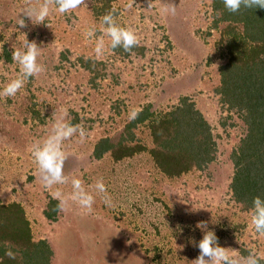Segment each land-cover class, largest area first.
<instances>
[{"label":"rangeland","instance_id":"374dc122","mask_svg":"<svg viewBox=\"0 0 264 264\" xmlns=\"http://www.w3.org/2000/svg\"><path fill=\"white\" fill-rule=\"evenodd\" d=\"M44 2L0 0V90L18 77L20 66L12 54L27 41L42 48L38 62L44 68L14 97L0 96V205L24 208L34 239L51 245L53 264H192L208 232L217 237L213 247L230 254L236 250L237 257L255 252L264 260V236L255 232L253 212L236 203L230 191L231 156L247 128L217 93L220 68L227 63L222 32L229 25L215 28L213 0H116L104 13L102 0H83L67 14L59 13L52 0L44 24L23 13ZM172 6L175 15L163 11ZM109 12L118 25L135 30L136 50L124 54L110 48L101 24ZM91 28L96 35L89 38ZM101 35L105 50L97 58ZM183 97L193 100L212 128L218 150L209 167L169 179L149 152L120 162L111 154L95 158L96 145L117 138L132 110L151 104L165 113ZM61 109L86 135L64 141L67 182L46 189L32 146L51 134V118ZM135 132L153 148L146 126ZM73 179L94 196L92 209L69 201L55 222L48 220L44 213L51 200L58 201L56 191L70 196ZM101 180L105 193L94 187ZM204 259L213 264L211 257Z\"/></svg>","mask_w":264,"mask_h":264},{"label":"trees","instance_id":"16d2710c","mask_svg":"<svg viewBox=\"0 0 264 264\" xmlns=\"http://www.w3.org/2000/svg\"><path fill=\"white\" fill-rule=\"evenodd\" d=\"M102 1L104 13L116 0ZM213 10L215 28L221 23L229 25L222 32L227 63L220 68L221 87L217 93L222 104L237 112L247 128L245 138L231 156L234 173L230 191L236 203L253 212V198L264 199V9L241 6L232 13L223 0H213ZM115 51L129 53L122 47ZM137 113L117 138H105L96 145V159L111 154L120 162L149 152L155 166L169 179L202 171L217 159L212 128L190 97L181 98L179 105L165 113H157L151 104ZM143 125L150 131L152 149L138 140L135 130ZM57 204L51 200L44 213L52 222L58 218ZM8 250L15 254L14 259L5 255ZM53 258L51 245L34 239L24 208L19 203L0 205V264H53Z\"/></svg>","mask_w":264,"mask_h":264},{"label":"clouds","instance_id":"9594fccd","mask_svg":"<svg viewBox=\"0 0 264 264\" xmlns=\"http://www.w3.org/2000/svg\"><path fill=\"white\" fill-rule=\"evenodd\" d=\"M52 0H46L38 7H27L23 13L29 18H33L35 23H43L50 15V3ZM56 10L61 14H67L71 10L77 8L83 0H54ZM224 7L235 13L240 10L241 6L245 8H259L264 9V0H223ZM152 7V3L149 9ZM165 12H170L172 15L176 13V7H165ZM101 24L105 26L104 35L110 38V48L115 50L122 47L125 52H130L134 46L138 45V37L134 29L128 27H121L116 22V17L113 12H109L101 17ZM19 25L24 26V20L20 19ZM87 37L91 38L96 35L95 28H91L87 32ZM104 35L96 37L97 43L94 49L97 58L103 55L105 50ZM42 48L36 42L27 41L21 49H16L12 54L14 62L20 66L18 77L0 90V96L14 97L24 86L27 79L35 77L44 71L43 66L38 62ZM61 114L58 116L55 112L51 118L53 122L52 132L42 143H37L32 146V156L39 170V179L43 186L51 188L54 185H60L67 182V177L63 172V164L65 160V153L63 151L64 141L70 139L77 133L81 140L85 138V131L80 125H74L66 120L68 115L66 109L60 110ZM137 111L132 110L129 113V119L135 120L137 118ZM99 193L106 192V186L103 181H98L94 185ZM73 192L70 196L65 197L57 190L55 198L58 199L57 210L64 211L69 205V201H75L81 208L91 210L95 202L94 196L86 191L83 187L82 181L79 179L72 180ZM108 203V201H105ZM254 210L252 215V224L254 225L255 232L259 236H264V199L260 196L253 198ZM197 227H205L204 224H199ZM218 240L214 232L205 234L203 240L199 244L201 255L198 259L194 260L192 264H208L204 257L208 256L213 259V264H261V257L255 253L250 252L247 256L237 257L236 250H232L231 254L229 249L223 247H213L217 244ZM5 255L14 259L15 254L8 250Z\"/></svg>","mask_w":264,"mask_h":264}]
</instances>
